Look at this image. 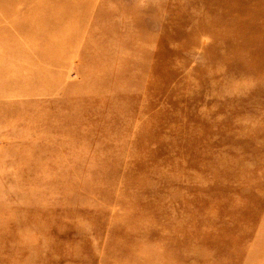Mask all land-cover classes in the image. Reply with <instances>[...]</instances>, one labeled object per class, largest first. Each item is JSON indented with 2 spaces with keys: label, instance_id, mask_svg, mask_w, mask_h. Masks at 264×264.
I'll return each mask as SVG.
<instances>
[{
  "label": "rangeland",
  "instance_id": "374dc122",
  "mask_svg": "<svg viewBox=\"0 0 264 264\" xmlns=\"http://www.w3.org/2000/svg\"><path fill=\"white\" fill-rule=\"evenodd\" d=\"M0 264H264V0H0Z\"/></svg>",
  "mask_w": 264,
  "mask_h": 264
}]
</instances>
